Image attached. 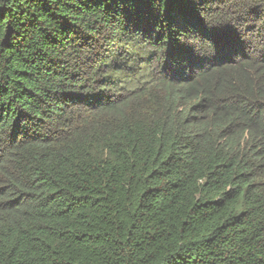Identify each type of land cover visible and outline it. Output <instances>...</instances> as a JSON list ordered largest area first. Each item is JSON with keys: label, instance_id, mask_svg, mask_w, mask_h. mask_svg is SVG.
Instances as JSON below:
<instances>
[{"label": "trees", "instance_id": "1", "mask_svg": "<svg viewBox=\"0 0 264 264\" xmlns=\"http://www.w3.org/2000/svg\"><path fill=\"white\" fill-rule=\"evenodd\" d=\"M0 264H264V0H0Z\"/></svg>", "mask_w": 264, "mask_h": 264}]
</instances>
